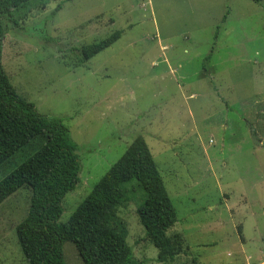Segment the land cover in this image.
Segmentation results:
<instances>
[{
	"label": "rangeland",
	"instance_id": "obj_1",
	"mask_svg": "<svg viewBox=\"0 0 264 264\" xmlns=\"http://www.w3.org/2000/svg\"><path fill=\"white\" fill-rule=\"evenodd\" d=\"M28 5L18 27L8 23L3 65L17 93L63 119L78 144L79 182L58 222L142 135L177 211L168 234L185 238L167 264H264V0ZM117 29L113 45L82 62L83 45ZM22 158L0 169V179ZM133 182L119 207L126 240L143 264H162ZM30 195L23 187L0 205V264H28L15 227ZM63 252L67 264H84L73 242Z\"/></svg>",
	"mask_w": 264,
	"mask_h": 264
},
{
	"label": "trees",
	"instance_id": "obj_2",
	"mask_svg": "<svg viewBox=\"0 0 264 264\" xmlns=\"http://www.w3.org/2000/svg\"><path fill=\"white\" fill-rule=\"evenodd\" d=\"M30 1L0 0V169L23 157L0 179V205L21 188L30 189L27 214L15 227L24 259L28 264H67L63 245L70 241L84 264H143L128 245L119 217V207L131 191L129 185L136 181L144 194L137 207L140 222L158 249V261L167 264L184 251L185 238L180 233L168 234L178 220L177 211L142 135L128 145L69 219L58 222L64 197L79 182L78 144L63 119L39 112L33 102L17 93L3 65L8 23L18 27V13ZM122 34L117 29L98 42L83 45L79 49L82 62L113 45Z\"/></svg>",
	"mask_w": 264,
	"mask_h": 264
},
{
	"label": "crops",
	"instance_id": "obj_3",
	"mask_svg": "<svg viewBox=\"0 0 264 264\" xmlns=\"http://www.w3.org/2000/svg\"><path fill=\"white\" fill-rule=\"evenodd\" d=\"M255 2V1H254ZM257 3V2H256ZM258 3H261V2H258ZM229 14V13H228ZM222 21H223V19H222ZM225 24H226V22H227V18H226V20L225 21H223ZM227 29L229 30V33H230V29H229V27L227 26Z\"/></svg>",
	"mask_w": 264,
	"mask_h": 264
}]
</instances>
